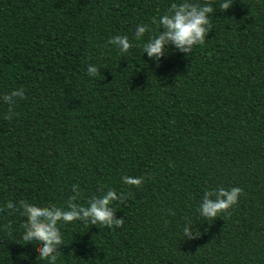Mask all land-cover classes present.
Instances as JSON below:
<instances>
[{
    "label": "trees",
    "instance_id": "trees-1",
    "mask_svg": "<svg viewBox=\"0 0 264 264\" xmlns=\"http://www.w3.org/2000/svg\"><path fill=\"white\" fill-rule=\"evenodd\" d=\"M172 2L0 0V95L24 90L0 102V264H46L3 205L64 207L72 185L82 206L113 190L122 224H58L56 264H264V0H189L213 6L205 40L157 66L139 45ZM234 186V205L199 215L206 189Z\"/></svg>",
    "mask_w": 264,
    "mask_h": 264
},
{
    "label": "clouds",
    "instance_id": "clouds-1",
    "mask_svg": "<svg viewBox=\"0 0 264 264\" xmlns=\"http://www.w3.org/2000/svg\"><path fill=\"white\" fill-rule=\"evenodd\" d=\"M232 0H220L219 10L227 9ZM214 12L213 6L208 2L192 3L189 0L172 2L159 17H154L152 23L160 29L156 34L151 35L140 46L141 53L146 54L154 64L159 65L160 59L165 56L166 49L171 46L176 51L187 56L192 52L194 45L202 44L205 34L210 29L209 15ZM149 30L147 24H137L134 37L137 41ZM107 44L118 50L121 54L128 53L132 46L125 35H113L108 38ZM95 64L86 65L85 72L95 78L100 73ZM24 98L22 88L9 90L6 94L0 95V102L9 106L13 105L16 99ZM11 111V107H9ZM5 118H10L5 116ZM122 184H130L139 187L142 183L141 177L121 176ZM241 189L239 187L206 189L200 199L197 211L204 220L217 217L222 210L229 208L237 202ZM73 195L69 196L64 207L49 205L42 207L37 204L28 203L23 200L13 203L7 201L3 208L12 210L19 209L24 219L21 238L27 243L38 244V261H45L46 264H56L59 246L62 243V236L58 224H67L73 221L84 222L88 225H102L108 228H119L122 219L114 216V209L110 207L112 201L118 199L117 194L108 189L103 195L93 196L87 201V206L74 203L78 193L77 185H72ZM123 198L122 194L119 197ZM191 222H186L182 228L184 237L191 238L193 235Z\"/></svg>",
    "mask_w": 264,
    "mask_h": 264
}]
</instances>
